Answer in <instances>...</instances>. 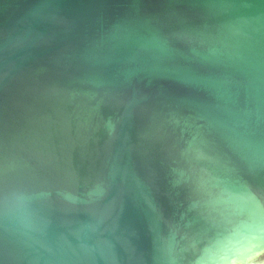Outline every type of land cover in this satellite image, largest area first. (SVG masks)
Returning <instances> with one entry per match:
<instances>
[{
    "label": "water",
    "instance_id": "95a60500",
    "mask_svg": "<svg viewBox=\"0 0 264 264\" xmlns=\"http://www.w3.org/2000/svg\"><path fill=\"white\" fill-rule=\"evenodd\" d=\"M0 264H264V0H0Z\"/></svg>",
    "mask_w": 264,
    "mask_h": 264
}]
</instances>
